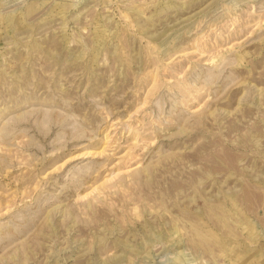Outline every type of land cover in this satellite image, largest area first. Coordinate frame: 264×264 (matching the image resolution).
<instances>
[{
    "label": "rangeland",
    "instance_id": "1",
    "mask_svg": "<svg viewBox=\"0 0 264 264\" xmlns=\"http://www.w3.org/2000/svg\"><path fill=\"white\" fill-rule=\"evenodd\" d=\"M0 264H264V0H0Z\"/></svg>",
    "mask_w": 264,
    "mask_h": 264
}]
</instances>
